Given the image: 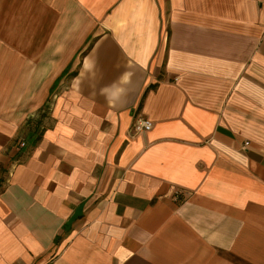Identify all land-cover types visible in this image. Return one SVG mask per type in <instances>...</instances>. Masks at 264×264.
<instances>
[{"label":"crops","instance_id":"0c3cea01","mask_svg":"<svg viewBox=\"0 0 264 264\" xmlns=\"http://www.w3.org/2000/svg\"><path fill=\"white\" fill-rule=\"evenodd\" d=\"M0 264H264V0H0Z\"/></svg>","mask_w":264,"mask_h":264},{"label":"built area","instance_id":"2783aa9c","mask_svg":"<svg viewBox=\"0 0 264 264\" xmlns=\"http://www.w3.org/2000/svg\"><path fill=\"white\" fill-rule=\"evenodd\" d=\"M132 130L133 132H137V133H140V132H144V131H147L149 130L151 127H152V122L144 117H141V116H137L134 120H133V123H132ZM245 145H247V142L244 143ZM26 144H25V141L23 140H19L16 144V149L15 150H18L19 148H22L24 147ZM16 164V161L12 163L11 165V168L12 166H15ZM11 173V170H9V174ZM7 179V178H6ZM5 179V180H6ZM175 196L179 195V191L175 192Z\"/></svg>","mask_w":264,"mask_h":264}]
</instances>
